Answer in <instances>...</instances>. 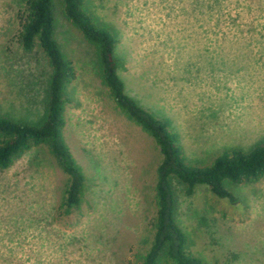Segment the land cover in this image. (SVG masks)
<instances>
[{
  "label": "rangeland",
  "instance_id": "374dc122",
  "mask_svg": "<svg viewBox=\"0 0 264 264\" xmlns=\"http://www.w3.org/2000/svg\"><path fill=\"white\" fill-rule=\"evenodd\" d=\"M117 37L126 91L170 118L191 162L264 140V0H85ZM26 0H0V114L37 122L51 67L18 41ZM22 15V14H21ZM56 36L76 67L63 136L85 176L80 209L62 214L68 174L41 145L0 169V264H129L152 243L154 138L117 104L97 46L55 7ZM189 250L208 264H264V177L231 202L176 183Z\"/></svg>",
  "mask_w": 264,
  "mask_h": 264
},
{
  "label": "trees",
  "instance_id": "16d2710c",
  "mask_svg": "<svg viewBox=\"0 0 264 264\" xmlns=\"http://www.w3.org/2000/svg\"><path fill=\"white\" fill-rule=\"evenodd\" d=\"M66 16L97 46L99 71L117 104L154 138L162 158L156 168L152 219V243L146 253L129 264H208L189 250V236L178 219L179 195L176 183L187 195L207 186L218 197L237 202L235 186L257 182L264 177V140L250 149L233 148L218 152L210 162L188 160L180 136L171 129L170 118L158 117L129 95L119 74L121 61L115 50L118 43L110 26L98 20L85 0H58ZM57 0H26L18 41L27 51L36 47L45 54L51 67L46 107L37 122L0 114V169L9 168L33 147L46 145L68 174V184L60 205L62 214L80 209L85 176L63 136L66 87L76 78V67L56 36Z\"/></svg>",
  "mask_w": 264,
  "mask_h": 264
}]
</instances>
